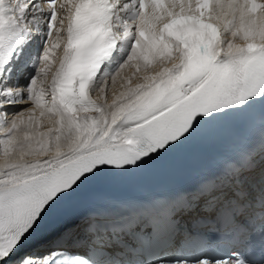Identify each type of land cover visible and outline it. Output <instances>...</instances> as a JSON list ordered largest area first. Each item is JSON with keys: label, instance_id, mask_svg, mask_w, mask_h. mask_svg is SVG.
I'll return each mask as SVG.
<instances>
[{"label": "snow or ice", "instance_id": "snow-or-ice-1", "mask_svg": "<svg viewBox=\"0 0 264 264\" xmlns=\"http://www.w3.org/2000/svg\"><path fill=\"white\" fill-rule=\"evenodd\" d=\"M257 106L264 0H0V264H264V138L189 190L90 213L22 253L90 181Z\"/></svg>", "mask_w": 264, "mask_h": 264}, {"label": "bare ground", "instance_id": "bare-ground-1", "mask_svg": "<svg viewBox=\"0 0 264 264\" xmlns=\"http://www.w3.org/2000/svg\"><path fill=\"white\" fill-rule=\"evenodd\" d=\"M59 53H61V50L60 51H58L57 52V55L59 54ZM32 55H33V53H31V55L28 57V59H29V61H31V59H32ZM57 57V56H56ZM126 74H130V70L129 69H125L124 70V72H122L121 73V78H123ZM121 78H118L117 79V87H116V91H119V84H120V79ZM138 82V81H137ZM29 105H26V104H23L22 106H20L19 108H26V107H28ZM0 162H2V161H0ZM47 242H42V244H46Z\"/></svg>", "mask_w": 264, "mask_h": 264}]
</instances>
